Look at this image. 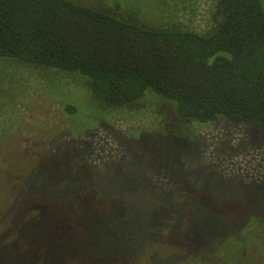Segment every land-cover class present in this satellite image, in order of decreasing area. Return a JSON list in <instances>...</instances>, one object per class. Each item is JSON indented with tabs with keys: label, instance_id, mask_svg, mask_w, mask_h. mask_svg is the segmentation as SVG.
I'll return each mask as SVG.
<instances>
[{
	"label": "rangeland",
	"instance_id": "rangeland-1",
	"mask_svg": "<svg viewBox=\"0 0 264 264\" xmlns=\"http://www.w3.org/2000/svg\"><path fill=\"white\" fill-rule=\"evenodd\" d=\"M76 1L201 33L224 13ZM0 264H264V127L182 117L151 89L110 102L79 73L0 58Z\"/></svg>",
	"mask_w": 264,
	"mask_h": 264
},
{
	"label": "trees",
	"instance_id": "trees-1",
	"mask_svg": "<svg viewBox=\"0 0 264 264\" xmlns=\"http://www.w3.org/2000/svg\"><path fill=\"white\" fill-rule=\"evenodd\" d=\"M223 10L201 33L145 26L76 0H0V58L79 73L110 102L151 89L182 117L264 127V4L224 0Z\"/></svg>",
	"mask_w": 264,
	"mask_h": 264
}]
</instances>
